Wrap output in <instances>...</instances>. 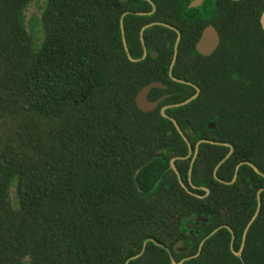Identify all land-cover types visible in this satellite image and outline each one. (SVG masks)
Instances as JSON below:
<instances>
[{
    "label": "trees",
    "instance_id": "1",
    "mask_svg": "<svg viewBox=\"0 0 264 264\" xmlns=\"http://www.w3.org/2000/svg\"><path fill=\"white\" fill-rule=\"evenodd\" d=\"M27 2L0 0V112L8 105L30 122L17 131L22 147L0 149V264H124L139 252L143 239L141 253L126 264H171L157 219L143 220L136 245L135 234L121 241L116 217L111 227L115 225L117 240L110 242L104 234L109 224L105 207L114 185L101 169L126 129L119 80L113 79L109 88L108 78L114 77L116 66L109 56V10L119 2L44 0L36 44L23 23ZM263 6L264 0H256L251 28L264 41L258 24ZM100 87L110 94L101 95ZM104 96L111 104L110 110L106 107L110 139L102 135V108L97 115L96 102L103 103ZM255 110L245 122L253 128L240 131L264 132V101ZM254 146L247 138L235 151L236 160L250 161ZM9 186L16 208L7 200ZM196 208L214 213L203 200ZM234 264L241 262L235 258Z\"/></svg>",
    "mask_w": 264,
    "mask_h": 264
},
{
    "label": "flooded vegetation",
    "instance_id": "2",
    "mask_svg": "<svg viewBox=\"0 0 264 264\" xmlns=\"http://www.w3.org/2000/svg\"><path fill=\"white\" fill-rule=\"evenodd\" d=\"M116 1L119 5L109 10L108 29L116 44L114 79L120 83L126 127L190 133L194 138L253 128L245 122L264 101V41L251 28L256 0ZM202 140L233 150L221 139ZM196 142L182 141L181 160L187 159L188 165L198 149ZM169 148L170 143L154 154L155 163L135 178L140 189H134L140 195L169 185L161 182L169 174L178 179L177 155L168 156ZM248 163L236 160L235 176ZM251 170L260 176L257 167ZM181 179V187L189 193L205 194L204 188L188 181L187 174ZM261 192L264 184L254 188L255 203ZM255 208L256 204L252 211ZM256 242L254 237L253 247Z\"/></svg>",
    "mask_w": 264,
    "mask_h": 264
},
{
    "label": "rangeland",
    "instance_id": "3",
    "mask_svg": "<svg viewBox=\"0 0 264 264\" xmlns=\"http://www.w3.org/2000/svg\"><path fill=\"white\" fill-rule=\"evenodd\" d=\"M43 3L44 0H28L23 10L24 27L31 34L34 44L42 35L38 18ZM114 43L113 31H110L108 32L110 57L114 56L111 52ZM108 78L110 88L114 77ZM102 89L103 87L98 88L99 91ZM100 94L107 97L110 92L102 90ZM96 103L97 115H100L102 108L100 120L101 130L104 132L102 135L110 139L112 133L108 127L109 117L106 116L107 109H111L110 101L104 96L103 103L100 99ZM7 107L0 112V149L11 144L14 147L17 144L22 147L19 127L25 123L29 125L30 122L20 114L19 116L15 114L8 105ZM123 129L124 140L101 169L114 185L105 207L109 224H106L104 234L108 241L117 240L115 225L112 226L113 230L111 227L113 217L120 220L117 226L120 228L121 241L125 240L126 243V238H134L135 234L137 236L133 239L135 245L140 242L138 237L142 233L143 220L157 219L161 221L162 226L158 231L165 242L167 256L172 262L181 264L193 259L194 262H198L194 264H234L235 258H238L241 264H264V196L260 195L256 203L252 198L254 188L258 184H264V132L229 130L218 134L201 133L194 138L190 133L132 131L128 127ZM41 132L43 133V130ZM23 135L26 139L25 134ZM204 137L230 140L236 148L227 149L229 148L227 144H222L223 147L210 145L202 140ZM247 138L255 142L254 153L246 166L238 168L235 176L237 168L235 151L245 145ZM183 140L199 143L197 151L192 153L189 165L187 159L181 160L184 158ZM168 143L169 150L172 151L168 156L177 155L175 166L178 170V179H173L169 174L161 181L169 182V185L166 187L158 185L153 191L140 195L141 192L137 191L140 187L135 183V178L155 163L153 155L159 153V150L165 148ZM253 167L259 169L261 177L252 174ZM186 174L191 184L206 190L204 195L189 193L181 187L183 182L181 176ZM7 200L12 208H16L12 186L7 190ZM199 200L207 202L214 209V213L198 211L196 203ZM255 204V211H252ZM254 237L257 239L255 247L252 243ZM143 241L146 239L142 240L141 245ZM194 247L196 251L193 252Z\"/></svg>",
    "mask_w": 264,
    "mask_h": 264
},
{
    "label": "water",
    "instance_id": "4",
    "mask_svg": "<svg viewBox=\"0 0 264 264\" xmlns=\"http://www.w3.org/2000/svg\"><path fill=\"white\" fill-rule=\"evenodd\" d=\"M259 23H260L261 28L264 30V7H263L262 12H261L260 17H259ZM250 221H251V219L247 223L246 227L249 225ZM246 227L244 228L243 231H245ZM144 242L145 241H143V243L141 245V249L139 250V252L134 254L133 256L129 257L127 260H125L124 264H126L128 260L136 258L141 253V251H142V249L144 247ZM170 262H171V264H179V262H172V261H170Z\"/></svg>",
    "mask_w": 264,
    "mask_h": 264
}]
</instances>
